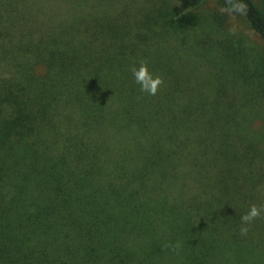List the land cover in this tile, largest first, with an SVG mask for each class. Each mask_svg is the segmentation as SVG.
Here are the masks:
<instances>
[{
    "label": "trees",
    "instance_id": "trees-1",
    "mask_svg": "<svg viewBox=\"0 0 264 264\" xmlns=\"http://www.w3.org/2000/svg\"><path fill=\"white\" fill-rule=\"evenodd\" d=\"M208 1L0 0V264H264V76Z\"/></svg>",
    "mask_w": 264,
    "mask_h": 264
},
{
    "label": "rangeland",
    "instance_id": "rangeland-1",
    "mask_svg": "<svg viewBox=\"0 0 264 264\" xmlns=\"http://www.w3.org/2000/svg\"><path fill=\"white\" fill-rule=\"evenodd\" d=\"M217 9H219L217 1L209 0L201 12L209 15ZM222 37L230 42L235 55L240 57L244 71L264 76V41L252 30L244 15L231 14ZM255 127L262 131L264 120L257 122Z\"/></svg>",
    "mask_w": 264,
    "mask_h": 264
},
{
    "label": "clouds",
    "instance_id": "clouds-1",
    "mask_svg": "<svg viewBox=\"0 0 264 264\" xmlns=\"http://www.w3.org/2000/svg\"><path fill=\"white\" fill-rule=\"evenodd\" d=\"M222 12L228 14H241L244 15L247 13V5L243 0H226V6L221 9ZM132 75L135 82L140 86V91L148 95L155 96L160 87L163 84V79L160 76H153L149 72L148 66L144 61L139 62V66H133L131 69ZM262 212H264V206L258 207L256 204H251L249 206V211L241 216V228L240 234L246 236L249 228L248 225H251L256 219L261 217ZM165 248H171L173 251L180 247L179 243L175 245L171 243H166Z\"/></svg>",
    "mask_w": 264,
    "mask_h": 264
}]
</instances>
